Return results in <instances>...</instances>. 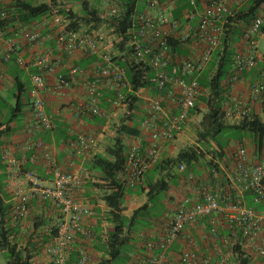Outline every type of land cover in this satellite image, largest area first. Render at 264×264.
Returning a JSON list of instances; mask_svg holds the SVG:
<instances>
[{"label": "built area", "instance_id": "1", "mask_svg": "<svg viewBox=\"0 0 264 264\" xmlns=\"http://www.w3.org/2000/svg\"><path fill=\"white\" fill-rule=\"evenodd\" d=\"M27 1V0H16ZM35 5L46 4L50 8L48 18L43 23L49 25L50 32L41 34L39 31L20 29L13 32L14 37L20 38L34 47V53L29 62L22 56L16 58V64L27 72L29 87L25 93L28 101L29 113L23 126L25 143L19 149L29 153L27 161L36 164L44 163L48 172L52 174V183L43 185L39 173L26 170L20 182L18 176L22 162L7 150L2 155V161L15 170L11 178L18 182L11 191V221L14 224L23 223L30 211V200L33 197L41 203H48L57 216L56 221L44 231L51 233L55 230L43 253L51 259L52 264H66L74 248L75 238L78 235L91 238L92 232L83 226V219L91 215L90 208L76 200L75 193L82 189V180L56 167L55 156L44 144L40 133H50L54 128V114L46 109L45 97L54 91L62 97L66 89H71L78 79H88L84 87L85 98L75 101L73 112L76 118L81 115L101 118L106 127L110 115L99 107L103 88L115 91L117 94L110 99L112 108L125 109L126 103L122 90L131 92L125 71L114 63L111 52L102 48L98 33L81 27L76 30L69 28L70 21L62 13L69 11L60 0H30ZM105 9L101 17L104 20L117 19L121 9L117 0H101ZM193 10L182 20L176 21L167 16V6L162 0H147V10L135 16L134 26L127 31L126 45L131 49L134 60L147 69L150 82L158 89H167V94L150 96L145 89L133 92L143 98L141 112L142 120L138 121L139 131L146 136L145 144L139 139L132 141L126 152L127 158L118 174V179L132 185L142 174L153 167L159 160L161 146L164 142L186 132L190 115L199 95L197 75L206 69L213 54L219 49L224 33V14L228 13L225 0H211L201 10H197L194 0H190ZM196 18L195 24L190 22ZM8 12L0 9V21H10ZM264 26V14L255 17L248 26L244 41L246 51L234 55L235 74L230 79L233 87L239 74L253 68L258 58L255 37L261 34ZM14 37H8L7 31L0 28V40H5L6 51L1 59L7 61V52L16 47ZM115 37V35H114ZM120 41L121 37H115ZM53 40L56 50L71 56L82 53L89 56H98L101 61L95 63L91 70L78 67L68 68L67 77L61 75L53 78L57 57L53 56V48L47 43ZM169 40L178 42L187 54L172 53L173 46ZM44 45H46L44 47ZM60 58V57H58ZM30 63V64H29ZM28 65L38 68V73H29ZM186 77L190 78L186 81ZM53 78L50 83L49 79ZM251 99L259 104L260 113L264 115V74L251 88ZM171 112L175 115L167 116ZM225 118L231 122L251 117V108L243 100H234L224 109ZM99 134L96 130L88 129L76 135V139L69 143V149L77 154H89L98 148ZM247 146V145H246ZM237 147L231 166L220 165L224 171L221 181L216 180L208 186L198 185L197 197H183L179 202L174 216L162 226L160 239L148 242V249H157L159 252L149 264H159L170 246L180 237H185L186 246L181 252L178 264H230L237 252L258 258L264 262V162H252L248 149ZM178 171L183 172L185 167L179 164ZM211 177L218 179L219 173L215 168L210 169ZM189 181L194 177L189 174ZM209 183V182H208ZM252 193V201L260 208L254 210L244 203V194ZM227 223V231L223 236L218 235L221 222ZM206 223L209 236L218 241L212 254L200 257L196 252V243L190 235H185L186 228ZM87 257L80 252L78 264H86ZM144 264V263H141Z\"/></svg>", "mask_w": 264, "mask_h": 264}, {"label": "trees", "instance_id": "2", "mask_svg": "<svg viewBox=\"0 0 264 264\" xmlns=\"http://www.w3.org/2000/svg\"><path fill=\"white\" fill-rule=\"evenodd\" d=\"M79 1V15L73 13L70 10H62V13L66 16V19L71 22L69 28L76 30L81 27H87L89 30H94L97 32L98 28L103 23H106L112 29L115 37H121L120 41L117 42L115 39V42L113 43L112 47L114 54H112V59L115 64L125 71V76L131 92H128L126 89L122 90L124 101L126 103L124 112L125 114L119 117L116 125H112L113 131L115 133L113 141L111 145L104 147L102 153H96L99 148V144L97 150L89 154H77L75 151L70 150L69 143L76 139V135L78 133L84 132L86 130L72 132L70 131L71 127L68 128L66 125H56V127L50 133L47 132L46 137H44L42 140L45 145L50 141L61 144L64 149H67V154L70 157H68V160L71 159L72 155L89 157L87 160L88 168L91 171L97 173L99 180L102 182V184L99 185V188L105 193L102 200L107 209L106 220L111 224V229L103 243L104 257H102L96 264H124L130 259L128 247L135 237H137L139 241L145 242V246L148 242H153L148 238L149 233L152 231L150 229L152 226L151 224L154 223L151 222L145 233H143L142 230L136 231L135 227L138 224V220L152 211L151 207L157 201V198L163 197L164 200H170V198H167L166 195H168L167 193L171 188V183L182 182V185L184 186L188 185L190 188L193 187L194 192L192 194L185 192V194H182V198L190 197L192 199H198L196 194L199 184L208 186V184H212L216 180H222L225 174L224 171L219 168V166H231L236 150L232 155H226L225 145L217 141V136L219 134L226 130L238 131L239 133L246 134L247 138H249L251 146L248 144L246 146V143L243 142L244 138L242 136L241 140L238 142V146H246L252 162H264L260 160L261 157L264 158V115H262V117H258L251 114V117H244L242 119L235 120L232 123L230 120L225 118L224 109L226 106L223 97L224 84L227 79L232 78V75L230 76V68L232 65L234 66L233 57L235 55L232 46L237 41L236 38L242 34L240 32V26L246 27L247 30L252 20L257 17V10L259 6L264 3V0H254L250 3V6L247 10H241L238 12L228 11L227 14H224L223 20L225 21V25L221 45L219 49L213 54L212 59L206 66V69L201 73V75H197L196 77L199 85V95L196 99L194 108L189 111L190 120L191 117L195 115L196 111L199 110V103L202 104L206 108V114L202 117L201 121L198 122V126L200 128L197 133L198 140L199 142L207 143L208 139H211L216 143V146L210 147V149L208 148L209 150L207 149L206 152L197 146L187 147L186 149L181 150L173 159H167L163 157V153L160 150V156L157 163L153 167L147 169L132 185L127 184L126 181L119 180L118 174L122 170V167L126 161V152L129 148V144L132 141H137L138 139L140 144H145L146 142V136L143 135L138 128V121L140 119L142 120L144 115L141 112V108L143 105H146V102H144L143 98L137 97L134 93L140 89H145L147 94L152 97H164L167 94V89L158 90L150 82V74L148 73L149 70L147 71L145 67L134 60V58L131 56V49L126 45L127 31L134 26L135 16L139 14L135 10L137 0H117L118 6L121 9V15L117 19L111 20H104L101 17L103 8H100L88 0ZM210 1L211 0H194L195 7L197 10L198 8L201 10L205 5L209 4ZM60 2L63 3L64 6L68 7L65 5L63 0H60ZM177 2V5L171 13L170 19L180 21L193 10V6L190 4V0H177ZM0 9L6 10V12H8L9 18H11L9 19L10 21H0V28H4L7 31L8 37H14L13 32L20 29L36 31V28L33 27L34 24L38 21H42L43 18H48L50 14V8L48 5H35L30 0H11L8 7H0ZM246 30H242L243 41ZM37 31H39L41 34L50 32L49 27L47 31ZM169 43L173 46L172 53H176L178 55L187 54L186 49L178 42L169 40ZM27 45L29 46L31 44L27 43ZM47 45L48 47L53 48V56L57 57V59L53 60L55 64V73L53 78L58 75L66 78L68 68L70 67L91 70L95 63H99L101 61L98 56H89L82 53V57H80L78 61H74L72 60V56L74 54L68 56L57 51L53 40L48 42ZM31 46L33 47V45ZM45 46L46 45H44V47ZM6 54L8 56L7 61L4 62L1 59V63L4 64V67L11 71V73H8V75L11 77L13 75L14 90L12 98L14 103L12 105H6V100L3 99L4 107H0V119L4 117L3 123H0V145L3 142V139L11 134V124L19 123L24 112L27 114L29 113L28 101L25 97V93L28 90L29 84L27 85L26 80L22 79V74L24 72L27 74V72L16 64V58L18 57V51L16 47L13 49V51H9ZM26 61L29 62L30 59ZM63 65L66 67V71L64 73H58V67ZM28 72L38 73L39 71L37 67L28 65ZM189 80L190 78L186 77V81ZM81 81L84 82L85 87L88 79H78V82ZM73 87L74 85H72V88ZM71 89H66V95ZM100 92L101 97L99 107L101 110L107 112L110 115V121L107 125H105L110 129L111 123L113 121L112 119L119 115V113H117V109L110 106V99H113L117 93L108 88H103L100 90ZM73 105H75V103L70 105L72 109ZM47 111L51 112L48 109ZM175 113L176 112H171L167 116H170L171 114L175 115ZM83 116L93 120L96 123L95 128L104 125V121L101 118L91 117L86 114L81 115L79 118L74 116V119L78 120ZM227 121L231 123H228ZM90 129L96 130L94 128ZM187 131L188 127L186 132ZM96 132L98 133L97 130ZM176 138L177 137H175L173 140L164 142L162 145L174 141ZM206 156L209 157V159L205 165L202 167H197L198 163L204 162ZM2 162L3 161L0 158V169H4ZM39 163L42 162L39 161ZM36 164H38V162ZM42 164L44 165V163ZM179 164L184 165L185 169L183 172L178 171L177 166ZM211 168H215L218 171V179H213L211 177ZM189 174L194 177V180L189 181L187 179ZM133 192H135L136 195L143 196L144 203L139 208L134 210L130 216H126L123 214L125 197L126 195H130ZM5 196L6 195L4 194L1 186L0 177V251H3L6 255V264H34L33 260L35 257L39 253H43L45 245L50 242L52 235L55 233L53 228H51L50 234H47L44 231V229L51 226L53 222L50 221V217L37 216L33 220V226L30 225L24 234H20V228L23 224H14L11 221V205ZM252 196V193L244 194L243 198L245 206L254 210H258L260 206L259 204H256L252 201ZM31 201L32 199L30 200V206ZM178 204L173 206L174 208L170 210L171 213L168 211V207H166L167 209L165 208V211H161L157 215V217L164 218H162L160 222H157L156 226L161 227V232L163 224L172 218H169V216L171 214H175ZM165 214H168V216H165ZM41 227H44L43 231H40L42 230L40 229ZM218 235L220 237L224 235H222L221 229L218 230ZM92 237L93 233L89 239H92ZM207 237L213 243V248L219 244V242L213 240L209 234ZM83 253L86 255L88 262V255L85 252ZM43 255L45 254L43 253ZM79 257L80 253L76 257V264H78ZM255 259L264 264V262L258 258L247 256L242 252H237L234 257L235 263H233V260L230 264H252Z\"/></svg>", "mask_w": 264, "mask_h": 264}, {"label": "crops", "instance_id": "3", "mask_svg": "<svg viewBox=\"0 0 264 264\" xmlns=\"http://www.w3.org/2000/svg\"><path fill=\"white\" fill-rule=\"evenodd\" d=\"M11 0H0V7H8ZM254 0H225V5L228 11L230 12H238L241 10H247L250 6V3ZM167 6V16L170 18L171 13L175 6L177 5V0H162ZM105 9V6H103ZM199 10V8H198ZM264 14V3H262L258 10L256 16H260ZM182 20V19H181ZM196 22V18H194L190 24L193 25ZM36 30L47 31L49 25L43 23V21H38L33 26ZM50 29V27H49ZM246 30V27L240 26L241 36H238L237 41L233 44L232 49L234 54L242 53L246 51L247 45L243 41V31ZM98 36L101 41L102 48L107 49L110 45H113L115 42V37L112 32V29L108 26V24L103 23L97 30ZM16 43V49L18 51L17 56H22L25 60H29L32 58L34 53V48L31 45H27L25 41H22L18 37H14ZM255 41L257 44V52H258V60L253 68L243 71L239 74L235 85L232 87L230 84V79L224 84V102L225 106L228 104H232L234 100H243L250 108L252 115L262 117L260 113L259 104L254 103L251 99V86L256 83L260 79V74H264V26L261 29V34L255 37ZM263 43V46L260 44ZM6 51L5 40H0V107H4L3 99L6 100V105H12L14 100L12 98L13 94V75L12 77L8 75L11 73L4 64L1 63V56ZM82 57L81 53H74L72 56V60L78 61ZM66 71V67L60 66L58 67V73H64ZM235 74V70L233 65L230 68V76ZM22 79L26 80L27 85L29 84L27 74L24 72L22 74ZM53 78L49 79V82L52 83ZM85 98L84 93V82H77L74 87L68 92L65 97H61L58 93L54 91L48 93L45 97V103L48 110H50L54 114V126L56 125H66L70 128V131L77 132L81 130H87L90 128H94L98 131L99 138L98 142L102 141L103 133L108 131L109 128L99 126L96 127V123L89 119L88 117L83 116L82 118L76 120L73 116V110L70 107L72 103L79 99ZM5 105V106H6ZM224 106V107H225ZM27 113L24 112L22 119L19 123L11 124L12 131L7 137L3 139L2 144L0 145V158L3 153L7 150L13 152V156L23 163L19 168L18 176L20 178V182L24 181L23 173L26 170L35 169L39 174L42 180L43 185L49 186L52 183V174H50L47 168L42 164H31L27 161V158L30 156L29 153H26L25 150L19 149L23 147L25 143V136L23 133V126L25 120L27 119ZM4 117L0 119V123H3ZM98 126V125H97ZM47 133H41L39 136L44 139ZM50 149H52L56 167L64 172H67L76 177H80L82 179V190L81 192L75 193V198L79 202L87 205L91 210V215L85 217L82 221L83 226L90 230L93 233L92 239H86L82 236H77L74 242L73 252H71L69 259L67 260V264H76L77 255L80 252H85L88 255V262L86 264H96L102 257H104V241L111 229V224L106 220V207L102 200L104 196V191H101L99 188L102 182L99 180V176L94 171H91L88 168L87 160L89 157L86 156H77L72 155L71 159L68 160L69 155L67 154V149H64L61 144L55 143L54 141H50L46 144ZM165 144L161 146V152L164 153ZM96 153H102V148H98ZM70 158V157H69ZM2 159V158H1ZM255 161V158H254ZM4 169H0V177H1V186L4 194L6 195V199L9 204L11 202V191L12 186H16L18 182H15L11 178V172L14 171V168H11L6 163L2 162ZM92 177H96L94 180ZM185 192L192 194L194 192L193 187L190 188L188 185H182V182H173L171 183V188L167 193V198H170L168 201L172 203L171 199L175 198L177 201L176 205L182 199V194ZM173 194V195H172ZM172 195V196H170ZM139 197L133 192L130 195H126L124 205L127 201L135 199ZM142 197V196H141ZM167 200V199H166ZM142 203H144V199H142ZM31 209L30 215L23 221V225L20 228V234H24L27 231V228L31 225L33 226V220L37 216L50 217V221L54 222L57 219L55 212L49 207L48 203L42 204L39 199L36 197L32 198L31 201ZM169 207L165 204L164 206ZM167 209V208H166ZM124 215H127L123 212ZM174 214H171L169 218L173 217ZM168 216V214H165ZM35 222V221H34ZM151 232L149 233V240L153 242H157L161 236V227H156V224H151ZM40 231H43L44 227H41ZM209 226L207 222L198 224L196 222L194 225L186 228L185 235H190L195 243H196V251L200 257H207L212 254L213 251V243L208 239L207 232ZM219 229H221L222 235L227 231V223L221 222ZM145 242L139 241L137 237L131 242L128 247L130 259L127 260L124 264H149L153 257L157 255V249H148L146 248ZM186 246L185 237L177 239L169 248L167 253L165 254L163 260L159 264H178V259L181 252L184 250ZM34 264H52L51 260L43 255L40 259H38ZM252 264H263L259 260L255 259Z\"/></svg>", "mask_w": 264, "mask_h": 264}, {"label": "rangeland", "instance_id": "4", "mask_svg": "<svg viewBox=\"0 0 264 264\" xmlns=\"http://www.w3.org/2000/svg\"><path fill=\"white\" fill-rule=\"evenodd\" d=\"M88 1L99 6L100 8H103V6H104L101 0H88ZM63 2L65 3V5L68 6L70 11L79 15V12H80V4H79L80 1L79 0H63ZM146 2H147V0H137V3L135 5V10L137 13H144L147 10ZM260 45L263 46V43H261ZM107 51L114 54L113 47L108 48ZM124 112H125V109H123L121 107L117 108V113H119V115L117 117H115L114 119H112L113 121H112L111 126H110L111 128L108 131L103 133L102 141L98 142L99 147L102 148V150L104 149L105 146L111 145L113 138H114V135H115L113 128H112V125L117 124L119 117L125 114ZM205 114H206V108L202 104L199 103V110H197L195 115L193 117H191L190 123L188 125V131L183 133L182 135H179L174 141H171V142H168L167 144H165L166 150H164L163 157H165L167 159H173L174 157H176L178 155V153L181 150L186 149L187 147L197 146L201 150L206 152L208 148L210 149V147L216 146V143L213 142L211 139H208L207 143L199 142V140H198V134L197 133L200 130V128L198 126V122L201 121L202 117ZM228 123H231V122H228ZM241 136L244 138L243 142L246 143V145L248 144L251 146V144L249 142V138H247L246 134L239 133L238 131H232V130H226V131L222 132L221 134H219L217 136V141L221 142L222 144L225 145L226 155L230 156L235 152V150H237L238 142L241 140ZM263 156H264V153H263ZM208 159H209V157L206 156L204 162L198 163L197 167L198 166L199 167L204 166L205 163L208 161ZM260 160L264 161V158L261 157ZM91 178H93L94 180L96 179L95 176L91 177ZM172 195H170V196H172ZM166 197H167V195H166ZM142 199H144L143 196L142 197L139 196L135 199L127 201V203L123 207V212H125L127 215L130 216L134 210H136L137 208H139L143 204ZM168 201L169 200H166V199L164 200L163 197L157 198V201L151 207L152 211H150L143 218L138 220V224L135 227V230L136 231L142 230V232L145 233L147 231V228L151 224V222L154 224H156L157 222H160V220L163 217H157V215L159 214V212L165 211V207H164L165 204L169 206L168 211L170 212V210H172L174 208L173 206L176 205V202H174V201H177V200L175 198H172L171 199L172 203H169ZM42 256H43V253L41 252L35 257V259L33 261L36 262ZM6 263H7L6 255L3 251H0V264H6ZM233 263H235V260L233 261Z\"/></svg>", "mask_w": 264, "mask_h": 264}]
</instances>
